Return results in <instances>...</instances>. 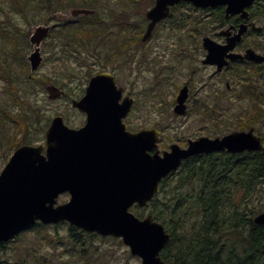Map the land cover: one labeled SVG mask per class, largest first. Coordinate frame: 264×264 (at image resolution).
Masks as SVG:
<instances>
[{
	"label": "water",
	"instance_id": "1",
	"mask_svg": "<svg viewBox=\"0 0 264 264\" xmlns=\"http://www.w3.org/2000/svg\"><path fill=\"white\" fill-rule=\"evenodd\" d=\"M182 0H156L147 12L151 20L143 35L146 40L154 25L166 17L169 6ZM195 7L227 5L226 15L242 12L253 0H185ZM92 10L74 8L73 16L89 14ZM67 15V14H66ZM62 13L55 17H64ZM50 29L47 25L35 26L29 41L34 51L28 56L31 71L41 63L40 43ZM244 30L240 29L238 36ZM205 46L214 60L210 41ZM231 45L219 47L227 51ZM252 54V56H250ZM250 59L263 58L248 51ZM48 98L54 99L64 92L54 85H47ZM121 87L115 86L110 72L92 76L85 94L72 105L86 113V123L79 129L66 126L61 116L51 119L45 131V144L22 145L15 149L0 172V243L33 225L67 221L86 231L101 235L121 237L131 254L141 258V264H180L165 262L160 251L170 237L162 224L151 215L139 219L129 207L137 203L146 206L158 185L172 170L191 155L227 149H260V141L252 130L233 132L222 138L202 137L189 141L187 148L172 144L169 150L157 147L159 130L155 128L129 132L121 119L128 113L133 99L121 101ZM184 94L177 98L175 112H184ZM46 145V153L42 154ZM153 151V152H152ZM152 152V153H151ZM70 197L57 203L61 193ZM254 221L264 224V211Z\"/></svg>",
	"mask_w": 264,
	"mask_h": 264
},
{
	"label": "rangeland",
	"instance_id": "2",
	"mask_svg": "<svg viewBox=\"0 0 264 264\" xmlns=\"http://www.w3.org/2000/svg\"><path fill=\"white\" fill-rule=\"evenodd\" d=\"M119 2L120 0L117 3L116 0H104L103 2L95 3V8L100 13L97 15V19L105 24L106 29L94 27V24L86 25L87 29L78 34L84 43L79 44L65 37L67 32L73 27L68 28L67 31L56 30L57 34L54 39L50 36L42 42L41 53L43 61L33 74L39 77H46V75L48 78L55 77L63 85V90L68 92V97L49 100L45 91L46 84L38 85L35 89L36 91L30 94V100L40 107L39 115L29 116L27 121L30 126L38 122L39 118L44 123L45 118L48 116L46 123H44L46 125L43 126L44 124H41L43 126L42 130L34 129V127L29 128L30 131H28L27 135L32 137L33 144L40 143L43 140L44 132L50 124V118L55 115H61L66 124L71 127L82 126L84 124V114L73 109L70 101L71 99L78 98L91 75L104 70L114 73L117 84L123 86L125 92L135 98L134 111L128 120L130 125L133 128H139L138 130L152 127L162 129V139L159 143L160 149L167 148L171 143H178L181 146V143H185L187 138H195L199 134L213 137L227 133L229 128L236 124L234 119H230L234 111L229 110L228 104L233 102V99L236 97L234 95L240 89L238 87L234 88L238 90L234 91L232 89L231 92L224 95L223 102H219L218 104L219 106H223L224 110L220 108V113L217 115L209 116L203 113L202 109L197 110L198 104L193 102L189 114L186 116H176L172 110L175 99H172L174 89L172 83L174 81L180 82L183 77L180 76V73H176L170 79L165 78L167 70L163 67L167 64V49L174 40L168 31L157 30L151 41L140 42L127 50L128 46L121 48L125 33L120 36L116 34V30L119 28L118 24H116V16L111 18L109 12H118L119 7L117 5ZM101 3L103 5L99 6ZM150 3L151 1L148 0L139 1L137 4L138 9L135 8L133 12L127 13L128 16L138 15L139 13V17L141 15L144 16ZM58 9L68 11L71 9V6L62 5ZM5 11L9 12L12 21L23 31H29L27 37L29 45L26 49L27 59L33 51V45L28 40L29 35L36 25H41L43 22L28 23L26 19L19 17L15 11H9V7L5 2L0 0V19L5 17ZM120 11L117 19L124 22L125 19L122 18L123 14ZM183 11L191 15H187L189 19L194 18L196 14V11L193 10L192 12L187 8L183 9ZM31 13H34V11H30ZM82 19L85 20L84 18ZM76 24H78L77 26L80 25L79 22ZM168 26L169 23L167 24ZM127 36L130 38L129 35ZM119 43L118 49L120 48L121 57L116 55V45ZM210 73L211 70L205 68L197 71L193 76L196 82L201 80L207 85L203 99L210 98L207 94L213 92V88L220 86L216 78H211L212 81L210 79L206 80V76H210ZM4 84L5 82L0 80L1 102L4 101L5 97ZM196 85L198 86L194 91L193 97L195 95L199 96L198 93H200L198 92L200 91V88H198L200 84L197 83ZM235 111L237 112V110ZM258 122V133L264 137V115ZM219 123L223 124L218 125ZM7 130L4 129L0 132V171L14 150L13 147L11 149L7 147L5 143L4 136L8 132ZM20 136L21 134L18 135V140ZM219 158H222V156ZM233 174L235 173L233 172ZM240 195L241 193L236 199L237 202H239ZM66 200V195L58 198V202ZM239 203L248 204V206L243 208L245 210L244 217L254 218L259 212L264 210V193L262 195H255L251 203L244 202V199ZM147 212L146 210L143 211L144 216L147 215ZM225 213L227 216V219H225V233L228 234L226 237L231 240L230 235L233 231L230 227V222H235V214H232L230 211H226ZM191 215L194 214L191 213ZM190 221H193V217H190ZM69 228V224L65 222L49 225L47 228L48 240L43 236L42 232L32 229L25 233L22 238H19V240L10 242L4 253L0 252V254L5 255L10 260L21 257L35 258L38 264H141L140 258L131 255L128 247L121 242L120 238L98 234L91 236L80 233V241L74 245L68 241ZM79 231L78 229L75 232ZM82 244H84L83 251H78Z\"/></svg>",
	"mask_w": 264,
	"mask_h": 264
},
{
	"label": "trees",
	"instance_id": "3",
	"mask_svg": "<svg viewBox=\"0 0 264 264\" xmlns=\"http://www.w3.org/2000/svg\"><path fill=\"white\" fill-rule=\"evenodd\" d=\"M2 1L9 7V11H15L28 23H44L50 21L54 12L59 11L58 8L62 5L94 7L95 3L104 0ZM30 11L34 13L30 14ZM5 12V17L0 19V80L5 82L4 101L0 100V132L8 129L4 136L5 143L10 149H15L22 144H33L32 137L27 135L29 128L42 130L48 118H45L44 123L39 118L38 122L30 126L27 121L29 116H37L40 112V107L30 100V94L36 91L38 85L61 83L55 77H39L30 72L26 59L29 31H23L12 21L9 12ZM84 18L86 22L91 19L89 16ZM171 19L177 20L174 14ZM186 20L188 24V18ZM77 25L67 20H59L54 24L50 36L56 37V30L67 31L73 27L65 37L82 44L84 41L78 34L86 30V27L84 24ZM94 25L101 26V23ZM182 25L186 26V23L182 22ZM143 30L144 26L139 25L140 34ZM123 43L126 44L125 41ZM19 134L21 136L18 140ZM231 161L228 156L222 155V158L213 156L201 160L197 157L182 163L175 173L161 181L160 190L148 207L135 210L139 217H143V211H148L147 213H150L154 220L161 222L171 234L170 242L161 253L165 261L182 264H264V226L253 223L252 217L245 218L243 208L248 204L239 203L242 199L251 203L255 195L264 193V151L250 159V167L247 169L240 162L241 165L235 171L231 167ZM226 211L235 214V222H230L233 231L231 240L225 233ZM190 217H193V221H190ZM47 228L48 225L36 224L1 244L0 252L4 253L10 242L19 240L32 229L42 232L48 240ZM76 230L78 229L73 226L69 228L67 237L70 244L79 243L80 233L94 236L81 230L75 232ZM83 245H80L78 251H83ZM0 264L38 263L35 258L21 257L10 260L0 254Z\"/></svg>",
	"mask_w": 264,
	"mask_h": 264
},
{
	"label": "flooded vegetation",
	"instance_id": "4",
	"mask_svg": "<svg viewBox=\"0 0 264 264\" xmlns=\"http://www.w3.org/2000/svg\"><path fill=\"white\" fill-rule=\"evenodd\" d=\"M117 1L118 0H116V3ZM127 1L131 3L128 4ZM139 1L141 0H125L118 3L117 6L119 7V11L121 10L120 13L123 14L122 18L124 19L126 17L128 20L126 24L124 23L125 21L123 22L117 19L119 11H109L111 18L116 16L117 22H115L119 26L116 30V34L119 36L124 33L126 34H124V40L122 39V42L126 40V46L128 47H133L140 43V39H142V35L146 31L149 23V20L146 19V13L155 3V0H152L148 10H146L141 19L143 22H141V20H139L140 13L133 16H128L127 14L133 12L135 8L138 9L137 4ZM102 5L103 4H101V6ZM185 8L192 12L193 10L196 11L194 18H188V24L186 18L187 15L190 14L183 11ZM243 11L246 13L245 17L241 16L242 12L229 13L226 15V5L195 8L188 2L181 1L170 7V14L167 19L157 24L154 32L147 40L141 41L144 43L151 41L157 33V30L168 31L171 38L174 40L167 49V64L163 66L167 70L165 78L170 79L176 73H180V76L183 77L180 82H171L174 88L172 99L175 98L173 101V111L177 104V97L182 92L185 96L183 101V105L185 106L184 116L189 114L193 102L198 104L197 110L202 109L201 111L209 116L217 115L220 113V108L224 110L223 106L218 105L219 102H223L224 95L238 87L240 90L234 95L236 97L233 99V102L228 104L229 110L234 111L230 119H234L236 124L229 128L227 133L215 135L213 137H222L237 131L244 132L252 130L263 145V149L261 150H264V137L260 135L257 130L258 121L264 115V0H254L249 6H246ZM173 14L178 21L171 19ZM182 22H185L186 26H183ZM168 23L169 26L167 27ZM141 24L145 27L143 33L140 35L139 25ZM162 24H164L163 27L165 28L162 27ZM129 25L131 27H127ZM243 26L244 30L238 36ZM105 29L106 27L103 23V30ZM127 35H129L130 38H128ZM205 39L210 41L209 45L213 49L212 55L214 60H209L208 56L210 53L205 46ZM123 44L124 43H122L121 48ZM119 45L120 43L116 45V55L121 57L122 55L119 52L120 48L118 49ZM227 45H231L227 51H219V47ZM248 51H253L263 59L260 61L250 59L252 54L248 56ZM205 68L211 70L210 76L207 75L206 80L208 81L209 79L211 80V78H216L220 83L219 87L213 88V92L207 94L210 97L207 99H203L207 85L201 80L196 82L193 78L197 71ZM197 83L200 84L198 87L200 88V91H198L200 93H198L199 96L195 95V97H193L195 94L194 91L198 86L196 85ZM238 89H234V91ZM125 95L131 96L125 92L124 88L123 96ZM235 110H237V112ZM133 111L134 109L131 108L130 112L123 119V122L127 125V129H132L131 131L139 129L133 128L128 121ZM221 124L223 123H219L218 125ZM202 137L209 138L207 135L199 134L195 136V138H187L185 143H181V147H187L190 139L193 140ZM225 150L226 149L219 153L210 152L197 154L195 158L205 159L213 156L218 158L220 155H226L234 162V168L241 162L244 168L247 169L250 167V159L253 156L256 157L259 151H261L260 149L255 151L244 149L237 150V152L234 153H228ZM236 161L237 163H235Z\"/></svg>",
	"mask_w": 264,
	"mask_h": 264
}]
</instances>
